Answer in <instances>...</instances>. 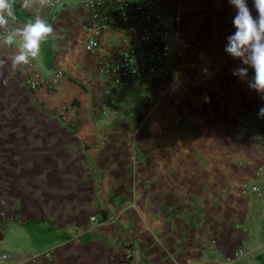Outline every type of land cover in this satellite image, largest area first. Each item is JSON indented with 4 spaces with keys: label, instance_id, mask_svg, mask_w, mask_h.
Here are the masks:
<instances>
[{
    "label": "crops",
    "instance_id": "0c3cea01",
    "mask_svg": "<svg viewBox=\"0 0 264 264\" xmlns=\"http://www.w3.org/2000/svg\"><path fill=\"white\" fill-rule=\"evenodd\" d=\"M87 1L42 8L56 38L29 66L0 65L9 80L0 85V262L116 264L128 249L130 264H258L264 99L233 76L240 61L224 51L227 40H213L206 58L201 35L217 11L158 3L194 52L150 82V100L111 119L98 65L118 43L105 35L84 50ZM15 8L21 22L30 15L20 0ZM12 51L0 45V60ZM56 71L64 78L55 87L27 89V79ZM243 183L262 195L242 194Z\"/></svg>",
    "mask_w": 264,
    "mask_h": 264
},
{
    "label": "built area",
    "instance_id": "2783aa9c",
    "mask_svg": "<svg viewBox=\"0 0 264 264\" xmlns=\"http://www.w3.org/2000/svg\"><path fill=\"white\" fill-rule=\"evenodd\" d=\"M153 1L152 4L125 0L86 2L89 13L81 25L84 50L87 53L95 51L105 35L115 37L118 43L117 54L98 65L99 77L106 87L103 107H108L106 99L111 90L129 89L137 84L145 85L146 98H149L147 85L150 82L181 67L180 61L187 45L179 38L174 20L157 10ZM63 78V73L56 71L48 78L27 79L26 85L30 91L51 89ZM260 132L264 139V129ZM261 172L258 169L256 175ZM240 192L256 198L262 195L261 188L249 183L241 184ZM89 222L94 223V217H90ZM260 225L264 239V213ZM131 258V251L123 249L117 256L116 264H130ZM0 264H24V261ZM258 264L262 263L259 261Z\"/></svg>",
    "mask_w": 264,
    "mask_h": 264
},
{
    "label": "clouds",
    "instance_id": "9594fccd",
    "mask_svg": "<svg viewBox=\"0 0 264 264\" xmlns=\"http://www.w3.org/2000/svg\"><path fill=\"white\" fill-rule=\"evenodd\" d=\"M235 15L232 24L235 32L227 36L224 51L240 64L233 69V76L246 81L251 91L264 99V0H253L258 16L252 15L248 0H228ZM16 0H0V45L12 49L6 60L13 71L41 56L42 45L56 38L55 29L41 14L40 10L54 7L55 0H20V8L30 15L19 21L15 8ZM249 68L254 75L249 79ZM9 80L0 71V85L7 86ZM258 116L264 117V107L258 110Z\"/></svg>",
    "mask_w": 264,
    "mask_h": 264
},
{
    "label": "rangeland",
    "instance_id": "374dc122",
    "mask_svg": "<svg viewBox=\"0 0 264 264\" xmlns=\"http://www.w3.org/2000/svg\"><path fill=\"white\" fill-rule=\"evenodd\" d=\"M125 1H128V2L137 1L139 3L152 4L151 0H125ZM160 2H161V0H158V3H160ZM153 3H154L153 6L158 10L157 1L154 0ZM248 4H250V2H248ZM190 6L196 8L197 10L202 9V12L204 10L205 11L211 10L210 12L212 13L215 10V11H217L216 12L217 18H220L216 22L213 19L214 21L211 22L209 25L210 27L207 28V29H210L208 31V33L206 32L205 35H203V34L201 35V37H202L201 40L203 42V48L206 52V58H211L213 56V53H214L215 47H216V46H213V40H216L220 45H221V43H222V45H224L225 40H227L226 37L228 35L234 33L235 28L233 27V24H232V18L235 15V11L229 5L228 0H193V1H191ZM203 15L206 16L205 14H203ZM256 16H258V13ZM256 16H254V17H256ZM212 17L215 18L214 16H212ZM208 20H211V19H209V16H208ZM196 34H197L196 38H198L197 36H199L200 34H198L197 31H196ZM221 38H222V40H221ZM184 43H185V45H187V49L184 52V56L186 55L187 52L193 53L194 50L192 49V47H190L187 42L184 41ZM233 66H234V68H236L238 65L233 63ZM250 70H251V68H249V71ZM171 73H174V71H172ZM171 73H169L168 75H170ZM168 75L161 76L157 80L159 81L161 78H164ZM150 84L147 85V88L149 90V98H146L147 90H146L145 85H143V84H137L136 86H133L132 88L124 89V90H122V89L112 90L109 98H110V100H112L114 109L111 112H109V114H108V115H111L110 118L111 119H118L121 117L122 105H127V106H129V105L134 106L135 105L136 107H139L145 101L150 100L152 98ZM243 101H245V100L239 101V102H241V105H242ZM106 102H109V100L106 99Z\"/></svg>",
    "mask_w": 264,
    "mask_h": 264
},
{
    "label": "trees",
    "instance_id": "16d2710c",
    "mask_svg": "<svg viewBox=\"0 0 264 264\" xmlns=\"http://www.w3.org/2000/svg\"><path fill=\"white\" fill-rule=\"evenodd\" d=\"M259 261L264 264V259H261V257H259Z\"/></svg>",
    "mask_w": 264,
    "mask_h": 264
}]
</instances>
